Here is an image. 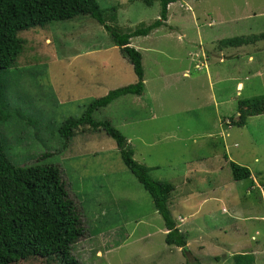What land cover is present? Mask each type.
Returning <instances> with one entry per match:
<instances>
[{
	"label": "rangeland",
	"instance_id": "374dc122",
	"mask_svg": "<svg viewBox=\"0 0 264 264\" xmlns=\"http://www.w3.org/2000/svg\"><path fill=\"white\" fill-rule=\"evenodd\" d=\"M97 2L104 23L122 32L159 18V0ZM167 16L130 39L142 55V94L120 96L93 117L125 136L152 177L175 185L169 208L187 250L165 243L162 218L112 138L84 127L59 134L90 100L136 81L104 26L76 15L19 31L24 49L0 72L10 109L0 121L3 150L16 165L60 168L83 232L52 259L17 264H264V112L227 123L239 100L264 95V39L218 47L264 32V0L177 1ZM229 161L250 176L233 179Z\"/></svg>",
	"mask_w": 264,
	"mask_h": 264
},
{
	"label": "trees",
	"instance_id": "16d2710c",
	"mask_svg": "<svg viewBox=\"0 0 264 264\" xmlns=\"http://www.w3.org/2000/svg\"><path fill=\"white\" fill-rule=\"evenodd\" d=\"M150 4L153 0H143ZM184 0H159V18L147 25H139L129 32H122L106 25L97 0H0V72L8 70L22 53L25 40L19 31L42 25L49 21L72 19L76 15H88L108 31L111 42L131 64L136 77L134 83L109 90L105 95L88 102L78 118L67 117L58 127L59 134L72 137L79 128L85 133L101 129L115 141L122 163L149 194L154 210L163 220L167 232L164 241L168 245L187 250L186 233L176 226L169 199L175 185L170 181L155 179L149 168L134 159L133 149L124 135L107 119L96 120L93 114L110 102L124 95H140L144 91L142 55L130 45L133 36L146 35L150 30L165 24L168 4ZM187 1V0H186ZM115 11V8H113ZM113 20V18L111 17ZM264 39V32L246 36H234L218 41V47H241ZM3 85L0 83V121L10 118ZM264 112V95L242 99L237 105V119L228 124L243 126L249 116ZM233 179L250 176L246 166L229 161ZM60 168L54 164L16 165L3 150L0 141V264L50 257L58 254L82 232L81 220L74 202L70 199L60 176ZM175 197L179 194L175 193ZM182 252V253H183ZM50 259H52L50 257ZM185 264H201L196 261Z\"/></svg>",
	"mask_w": 264,
	"mask_h": 264
},
{
	"label": "crops",
	"instance_id": "0c3cea01",
	"mask_svg": "<svg viewBox=\"0 0 264 264\" xmlns=\"http://www.w3.org/2000/svg\"><path fill=\"white\" fill-rule=\"evenodd\" d=\"M236 55V54H235ZM233 56H234V54H229L228 56H226V57H228V58H233ZM237 84V88H239V85H241L242 86V83L241 82H237L236 83Z\"/></svg>",
	"mask_w": 264,
	"mask_h": 264
}]
</instances>
